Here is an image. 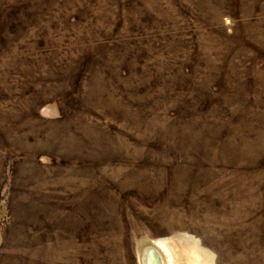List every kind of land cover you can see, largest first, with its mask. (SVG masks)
Returning a JSON list of instances; mask_svg holds the SVG:
<instances>
[{
    "label": "rangeland",
    "instance_id": "rangeland-1",
    "mask_svg": "<svg viewBox=\"0 0 264 264\" xmlns=\"http://www.w3.org/2000/svg\"><path fill=\"white\" fill-rule=\"evenodd\" d=\"M149 241L264 264V0H0V264Z\"/></svg>",
    "mask_w": 264,
    "mask_h": 264
},
{
    "label": "bare ground",
    "instance_id": "bare-ground-1",
    "mask_svg": "<svg viewBox=\"0 0 264 264\" xmlns=\"http://www.w3.org/2000/svg\"><path fill=\"white\" fill-rule=\"evenodd\" d=\"M151 250L154 252L155 256H152L153 252H151ZM165 253V243L159 241H149V244L145 246L144 249L142 248V254L139 258L141 259L142 264H154V262L155 264H166L167 260L165 259ZM171 260V256H168L169 264L172 263Z\"/></svg>",
    "mask_w": 264,
    "mask_h": 264
},
{
    "label": "water",
    "instance_id": "water-1",
    "mask_svg": "<svg viewBox=\"0 0 264 264\" xmlns=\"http://www.w3.org/2000/svg\"><path fill=\"white\" fill-rule=\"evenodd\" d=\"M151 252H153V251L151 250ZM153 255L155 256L154 252H153L152 256H153ZM152 259H153V258H152ZM155 260H156V258H155ZM153 262H154V261H153ZM154 264H155V262H154Z\"/></svg>",
    "mask_w": 264,
    "mask_h": 264
}]
</instances>
